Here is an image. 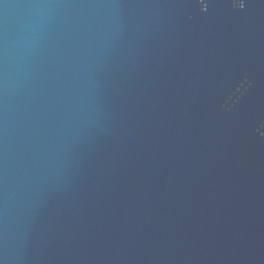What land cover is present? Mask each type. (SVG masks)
<instances>
[{
  "label": "water",
  "instance_id": "water-1",
  "mask_svg": "<svg viewBox=\"0 0 264 264\" xmlns=\"http://www.w3.org/2000/svg\"><path fill=\"white\" fill-rule=\"evenodd\" d=\"M0 264H264V0H0Z\"/></svg>",
  "mask_w": 264,
  "mask_h": 264
}]
</instances>
